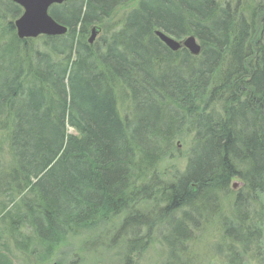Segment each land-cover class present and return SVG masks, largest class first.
<instances>
[{"label": "trees", "instance_id": "16d2710c", "mask_svg": "<svg viewBox=\"0 0 264 264\" xmlns=\"http://www.w3.org/2000/svg\"><path fill=\"white\" fill-rule=\"evenodd\" d=\"M21 11L0 0V236L50 255L82 231L111 249L113 227L122 264L154 245L186 264L217 213L223 264L264 243V0H63L68 33L36 39L15 34Z\"/></svg>", "mask_w": 264, "mask_h": 264}, {"label": "rangeland", "instance_id": "374dc122", "mask_svg": "<svg viewBox=\"0 0 264 264\" xmlns=\"http://www.w3.org/2000/svg\"><path fill=\"white\" fill-rule=\"evenodd\" d=\"M133 3L117 7L111 16L107 18L108 20L100 24H93L92 26H96L99 31L95 39H99L105 33V30L109 32L111 29L119 28L122 24L124 13L132 8ZM37 50L44 51L45 48L41 46ZM68 130L72 132L71 129ZM175 143L178 144V148L181 151L186 147L178 140ZM175 155H177L176 152H174L173 156L175 157ZM177 157L180 158V156ZM2 163L4 164L5 161L2 160ZM233 183L235 184L234 187ZM238 186L239 183L237 181L230 183V187L235 191L238 190ZM221 199L222 208L225 209V212H228V207L233 198L228 196V198L224 199V196H222ZM211 216L213 218L204 222L205 229L202 232L197 230L195 234L197 238L191 245L192 253L185 260L186 264H223L225 262L226 259L225 257L223 258V255L226 254L227 250H223V255L218 252L221 231L217 227H219L220 220L217 213H211ZM121 217L115 220L118 222ZM116 233L117 229L113 227L107 228L105 242H113L114 247L111 249L105 247L103 243H99V239L94 233L82 231L77 234H66L59 246L50 255L45 254L43 246L38 243L30 246V253L21 252L14 248V241L4 234L0 236V261L4 260V264H122L123 258L118 254L117 247L120 239ZM163 252L164 249L158 245L149 246L137 255L133 254L131 256L132 264H165L166 255H163ZM263 256L264 243L257 248L252 246L242 257L241 264H264Z\"/></svg>", "mask_w": 264, "mask_h": 264}, {"label": "water", "instance_id": "95a60500", "mask_svg": "<svg viewBox=\"0 0 264 264\" xmlns=\"http://www.w3.org/2000/svg\"><path fill=\"white\" fill-rule=\"evenodd\" d=\"M22 9V14L15 18L13 24L15 26V34L20 39L32 38L36 39L38 36H60L65 35L68 32V28L56 22L48 11L49 8L58 3L61 4L63 0H12ZM90 36L88 42L96 38L98 29L92 27L90 29ZM156 36L172 51H177L179 48H185L189 52L197 56L199 55L201 48L198 44L196 37L188 35L183 40H176L172 36L165 34L161 30H155ZM235 185L233 184V187Z\"/></svg>", "mask_w": 264, "mask_h": 264}]
</instances>
